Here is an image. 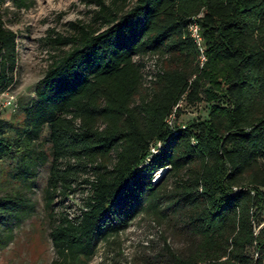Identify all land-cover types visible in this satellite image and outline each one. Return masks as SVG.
I'll list each match as a JSON object with an SVG mask.
<instances>
[{
  "label": "trees",
  "instance_id": "trees-1",
  "mask_svg": "<svg viewBox=\"0 0 264 264\" xmlns=\"http://www.w3.org/2000/svg\"><path fill=\"white\" fill-rule=\"evenodd\" d=\"M92 2L99 28L76 23L72 35L55 34L50 42L70 49L49 65L20 117L0 119V162H13L0 175V247L11 236L2 229L31 211L23 188L46 162L38 149L46 130L45 206L88 188L78 215L52 217L51 264H84L94 240L121 232L164 178L191 240L168 264H264V0ZM145 56H156L160 70L149 84ZM16 63V35L0 21V89ZM200 101L210 104L204 117L166 123L174 107L180 115L178 104Z\"/></svg>",
  "mask_w": 264,
  "mask_h": 264
},
{
  "label": "rangeland",
  "instance_id": "rangeland-1",
  "mask_svg": "<svg viewBox=\"0 0 264 264\" xmlns=\"http://www.w3.org/2000/svg\"><path fill=\"white\" fill-rule=\"evenodd\" d=\"M92 1L24 0V5L17 7L14 0H4L0 5V21L15 33L17 49L12 81L0 89V119L19 118L20 109L34 99V89L49 65L70 49V45L54 46L50 39L55 34L72 35L76 23L99 28V23L93 20L97 6ZM208 107L206 101L192 106L181 103L180 115L175 116L173 124L182 126L188 120L204 117ZM46 135L43 130L38 141L46 162L36 167L35 185L31 189L23 188L31 211L22 222L2 229L9 230L11 236L0 247V264H51L54 251L49 231L53 218L62 213L70 217L78 215L88 195L87 185L80 184L68 197L56 198L50 208L45 206L43 196L51 160ZM0 163L3 180L13 162L4 159ZM163 173V170L155 172L152 181L159 182ZM83 177L79 176V180ZM174 204L173 181L164 178L156 187V198L144 196L121 232L94 240L92 253L84 258V264H168L170 253L186 254L191 240L183 228L184 210Z\"/></svg>",
  "mask_w": 264,
  "mask_h": 264
},
{
  "label": "built area",
  "instance_id": "built-area-1",
  "mask_svg": "<svg viewBox=\"0 0 264 264\" xmlns=\"http://www.w3.org/2000/svg\"><path fill=\"white\" fill-rule=\"evenodd\" d=\"M198 15L197 17H199ZM188 32L189 36L192 39L193 43L195 44L197 50H198V63L199 67L203 65L205 62V55H204V46H203V40L200 33V27L199 24L196 21V18H191L189 24H188ZM143 63V76L145 78L146 84H149L151 81H154L156 78V74L160 72L159 67L157 65V57L156 56H145L142 59ZM11 97L7 100V103H11ZM181 104H178L177 106H180ZM175 109L173 108L172 113L165 119L166 123L169 126L173 125V121L175 119ZM159 147V143H156L155 146H152L150 151L151 153H155L157 150L156 148ZM156 181V180H155ZM264 213V212H263Z\"/></svg>",
  "mask_w": 264,
  "mask_h": 264
}]
</instances>
